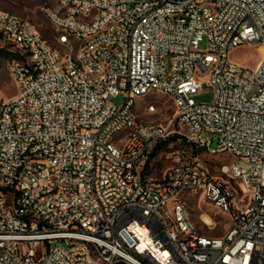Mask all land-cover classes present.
<instances>
[{
  "label": "built area",
  "instance_id": "1",
  "mask_svg": "<svg viewBox=\"0 0 264 264\" xmlns=\"http://www.w3.org/2000/svg\"><path fill=\"white\" fill-rule=\"evenodd\" d=\"M36 1L59 48L0 11L19 85L0 93V264H264V57L231 59L264 48V0ZM203 79L210 103L195 100ZM154 93L173 102L167 125L136 119L135 97ZM175 121L196 150L235 161L147 177ZM187 194L229 216L223 236L202 233Z\"/></svg>",
  "mask_w": 264,
  "mask_h": 264
},
{
  "label": "rangeland",
  "instance_id": "2",
  "mask_svg": "<svg viewBox=\"0 0 264 264\" xmlns=\"http://www.w3.org/2000/svg\"><path fill=\"white\" fill-rule=\"evenodd\" d=\"M53 2L55 0H52ZM0 11L8 12L12 15L21 17L36 25L45 38L54 48H59L55 41V31L43 14L40 3L36 0H0ZM207 50V42L200 45V51ZM63 51V50H61ZM264 57V48L262 46L244 45L236 49L231 54V59L239 65L256 69L258 63ZM16 58L12 46L5 42H0V93L2 97L9 101L18 97L19 85L14 78H11L8 72V63ZM214 98V89L209 84L208 79L202 80V89L196 96V102L210 103ZM125 94L121 93L113 99L115 106L123 105ZM135 116L138 122L145 124L167 125L175 113V107L172 100L163 94H150L146 97H135ZM148 102H156L158 112L149 114L144 108ZM172 129L180 132L182 137L177 141L169 143L166 147L159 150L145 166V175L152 179H161L165 172L171 167L188 162L194 156L206 162L214 174H219L218 169L222 163H231L235 161L229 154L213 155L207 152L196 150L183 137V131L177 121L174 122ZM174 135V134H173ZM187 201L193 221L198 227L202 228V233L213 237L223 236L230 223L227 214L222 213L210 204L206 203L199 196L187 194L184 196ZM210 216L214 221V227L211 228L204 224V216Z\"/></svg>",
  "mask_w": 264,
  "mask_h": 264
},
{
  "label": "trees",
  "instance_id": "3",
  "mask_svg": "<svg viewBox=\"0 0 264 264\" xmlns=\"http://www.w3.org/2000/svg\"><path fill=\"white\" fill-rule=\"evenodd\" d=\"M181 137H182V136L179 135V134H174V135H171L170 137H168L165 141H163V142L161 143V145L157 148V150L155 151V153L151 155L150 160H151V158H153V157L155 156V154H156L159 150H161L162 148L166 147L169 143H172V142L177 141V140H178L179 138H181ZM184 139H185V138H184ZM148 162H149V161H148Z\"/></svg>",
  "mask_w": 264,
  "mask_h": 264
},
{
  "label": "bare ground",
  "instance_id": "4",
  "mask_svg": "<svg viewBox=\"0 0 264 264\" xmlns=\"http://www.w3.org/2000/svg\"><path fill=\"white\" fill-rule=\"evenodd\" d=\"M204 222H206V223H212V219L209 217V216H204V220H203Z\"/></svg>",
  "mask_w": 264,
  "mask_h": 264
},
{
  "label": "crops",
  "instance_id": "5",
  "mask_svg": "<svg viewBox=\"0 0 264 264\" xmlns=\"http://www.w3.org/2000/svg\"><path fill=\"white\" fill-rule=\"evenodd\" d=\"M206 215V214H205ZM210 217V216H209ZM211 218V217H210ZM212 219V218H211ZM213 220V219H212Z\"/></svg>",
  "mask_w": 264,
  "mask_h": 264
}]
</instances>
